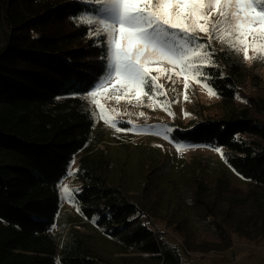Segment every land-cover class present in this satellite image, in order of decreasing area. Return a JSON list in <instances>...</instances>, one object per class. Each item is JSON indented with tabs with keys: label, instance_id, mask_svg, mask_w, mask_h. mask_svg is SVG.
Here are the masks:
<instances>
[{
	"label": "trees",
	"instance_id": "obj_1",
	"mask_svg": "<svg viewBox=\"0 0 264 264\" xmlns=\"http://www.w3.org/2000/svg\"><path fill=\"white\" fill-rule=\"evenodd\" d=\"M86 8L80 0H0V264H115L94 257L73 231L60 239L53 232L60 183L78 154L73 178L81 183L75 201L82 215L97 217L121 252L135 255L134 264H185L143 202L109 180L115 166L97 148L95 105L81 98L104 70L101 47L73 19ZM215 49V67L205 72L221 112L175 125L171 137L223 148L228 164L252 183L192 179V207L212 234L185 226L180 234L184 250L199 253L224 252L235 235L264 245V76L257 62Z\"/></svg>",
	"mask_w": 264,
	"mask_h": 264
},
{
	"label": "rangeland",
	"instance_id": "obj_2",
	"mask_svg": "<svg viewBox=\"0 0 264 264\" xmlns=\"http://www.w3.org/2000/svg\"><path fill=\"white\" fill-rule=\"evenodd\" d=\"M212 46L217 48L221 44L213 41ZM252 55L249 49V56ZM240 56L244 59L242 54ZM246 62L249 65L257 62L258 70L264 76V61L251 59ZM170 74L174 83L169 82L167 76L158 80L167 90V100L164 96L158 99L144 97L142 102H138L134 97L124 98L121 93L118 101L103 89L96 95L95 99L104 107L105 116L118 121L117 126L120 128H134L133 131H116L99 118L100 108L95 105L96 136L101 139L97 148L115 166L109 174V180L113 184L124 185L136 200L143 202L150 216L149 221L165 232L163 239L166 244L175 254H181L185 264H264V245L248 246L236 235L233 237V246L221 253L190 252L182 246L184 237L180 230L184 226L197 235L212 234V228L196 217L192 207V179L196 175L225 177L241 187H248L252 182L228 164L223 148L217 152L216 147L207 144L178 142L172 139L171 132L168 134L169 139L163 138L165 126L173 129L175 125L215 117L221 112L217 94L210 95L191 74ZM153 75L158 74L153 72ZM185 75H188L187 100L184 98ZM111 91V86H108V92ZM169 110L174 115L169 114ZM177 144L185 147L178 149ZM79 157L80 154L72 164V171L77 169ZM74 184L73 175H67L60 183V188H73ZM97 219L85 218L76 201L64 196L53 232L59 239L68 229L78 234L85 239L94 257L105 258L115 264L137 262L133 253L121 252L118 242L105 232V228L97 225Z\"/></svg>",
	"mask_w": 264,
	"mask_h": 264
},
{
	"label": "snow or ice",
	"instance_id": "obj_3",
	"mask_svg": "<svg viewBox=\"0 0 264 264\" xmlns=\"http://www.w3.org/2000/svg\"><path fill=\"white\" fill-rule=\"evenodd\" d=\"M80 2L92 7L73 19L78 25L87 27L89 38L101 47L104 66L103 75L81 98L98 106L99 118L118 132L133 131L134 128H120L118 121L104 115L103 105L95 99L102 89L118 101L121 93L124 98L134 97L138 102H142L144 97L158 99L164 96L167 100V90L158 80L167 76L169 82H173L170 73H177L191 74L210 95H215L210 83L212 77L205 72L206 68L215 67L213 41H218L225 51L242 54L246 61H264V0ZM249 49L252 56H249ZM153 72L158 75H153ZM185 80L184 98L187 100L188 75H185ZM108 86H111V92H108ZM161 103L164 106V102ZM169 114L174 115L170 110ZM92 116L96 117L97 113L92 112ZM165 128L163 138L169 139L168 134L173 129L170 126ZM181 147L185 145L177 144L178 149ZM215 150L221 152L220 148ZM66 174L76 175L71 166ZM80 191L79 188L63 186L61 196L75 202L71 194Z\"/></svg>",
	"mask_w": 264,
	"mask_h": 264
},
{
	"label": "built area",
	"instance_id": "obj_4",
	"mask_svg": "<svg viewBox=\"0 0 264 264\" xmlns=\"http://www.w3.org/2000/svg\"><path fill=\"white\" fill-rule=\"evenodd\" d=\"M81 187V183L79 181L75 180V184L73 186V188H79ZM74 197H76L77 193H72Z\"/></svg>",
	"mask_w": 264,
	"mask_h": 264
}]
</instances>
